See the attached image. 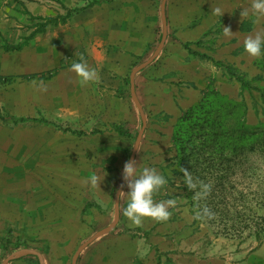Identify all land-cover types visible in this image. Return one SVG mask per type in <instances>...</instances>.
I'll use <instances>...</instances> for the list:
<instances>
[{
  "label": "rangeland",
  "instance_id": "obj_1",
  "mask_svg": "<svg viewBox=\"0 0 264 264\" xmlns=\"http://www.w3.org/2000/svg\"><path fill=\"white\" fill-rule=\"evenodd\" d=\"M89 1L0 0V110L17 118L41 115L62 129L0 121V264L23 249L40 253L45 264H72L81 245L114 223L123 167L143 127L129 79L160 45L163 0H118L61 24L68 10L82 8ZM179 7L178 0H168L170 13ZM121 10L127 17L119 15ZM123 18L133 21L132 26L122 25ZM47 19H56L57 24L37 33ZM156 20V39L143 47L142 39L133 34L138 31L146 43L152 42ZM142 21L148 23L139 26ZM170 33L168 28V37ZM32 35L22 51L5 50ZM202 43H197L198 48ZM217 45L216 41L212 46ZM163 54L184 64L182 46L164 47L154 62L137 74L136 95L147 125L135 161L138 171L154 168L167 180L154 193V202L172 199L176 203L168 209L166 221L145 217L136 225L123 215L128 196L122 194L119 224L87 247L77 264H132L128 262L134 253L130 239L137 240L135 250L148 251L158 264H183L180 257L204 264H251L249 259L252 264H264V81L255 82L257 77L264 78L260 68L263 56L255 59L252 67L239 68L224 60L218 61L222 64L218 67L211 62L221 75L211 79L206 94L218 93L224 105L245 106L250 142L243 152L231 154L224 187L217 177L202 178L200 183L210 184L215 191L214 204L207 206L206 199L195 197L200 184L196 188L186 184L177 168L176 152L169 151L178 119L170 122L162 97L169 90L184 88L185 82L177 76L155 78V62ZM73 62L87 63L96 71V79L82 84L71 71ZM237 75L261 90L241 92ZM217 107L220 105L215 104L214 110ZM224 124L238 127L242 124L239 113ZM117 126L125 127L128 134L113 132ZM94 131L104 133L93 135ZM191 177L193 180L196 175ZM127 190L125 186L123 192ZM87 204L95 205L90 214L83 213ZM235 212L241 217L236 219ZM220 213L227 216L222 218ZM36 258L10 264H38Z\"/></svg>",
  "mask_w": 264,
  "mask_h": 264
},
{
  "label": "crops",
  "instance_id": "obj_2",
  "mask_svg": "<svg viewBox=\"0 0 264 264\" xmlns=\"http://www.w3.org/2000/svg\"><path fill=\"white\" fill-rule=\"evenodd\" d=\"M116 1L118 0H114L112 3ZM178 2L180 7L175 13H170L167 1V23L169 31L172 33H170L171 36L168 37L165 43V48H173L175 45L183 47V44H189L193 53L196 52L200 56H206L217 62L224 60L236 64L239 68H241L242 65L251 66L254 64V60L258 57H252L245 52L244 41L248 37L254 38L257 34L264 36V16L258 17L252 14V0H178ZM216 8H220L224 15H214L213 12ZM242 10H248L249 16L242 18L240 15ZM119 15H125L127 17V13L122 10ZM171 16L175 18H171ZM144 22L145 21H142L138 25L145 26V23H148ZM156 22L157 20L152 23L154 26V39L152 42L148 41L146 43V41H144L145 37L138 31V34H133L137 40L142 39L143 47H149L156 39ZM121 23L122 25L131 27L133 21L130 19L127 21L126 18H123ZM135 23L137 22L135 21ZM224 27H229L233 34L231 36H225ZM212 31L217 32V34H214L215 36L212 35ZM170 40L173 41L170 43ZM201 41L203 43L201 47L198 48L197 43ZM216 41L219 45L212 46ZM210 46H212V48H209ZM195 47H197V49H195ZM222 50H226L227 54L223 53ZM162 57H164V54L155 62L156 67H158L155 78L165 80L168 77L177 76L181 77L185 82L184 88L180 90H169V92H166L167 94L162 97L165 114L169 116L170 122H173L181 116L182 112L190 110L200 102L203 92L209 86L211 79H215L217 74L221 75V72L217 67L211 64L212 60L195 57L186 49L183 57L185 59L183 65H180L181 62H179L176 57L167 56V59L164 57V61L161 60ZM159 61H162L163 64L159 65L157 63ZM206 61L208 62L206 63ZM136 241L137 240L130 239L129 244L133 247L131 252L133 251L134 253L132 259L128 262L132 264H137V261L141 262V264H158L156 263L157 258L155 260V257L148 254V251L143 252V250L134 249V246L138 245ZM179 259L184 261L183 264H204L192 262L183 257ZM248 262L251 264L253 263L252 259H249Z\"/></svg>",
  "mask_w": 264,
  "mask_h": 264
},
{
  "label": "trees",
  "instance_id": "obj_3",
  "mask_svg": "<svg viewBox=\"0 0 264 264\" xmlns=\"http://www.w3.org/2000/svg\"><path fill=\"white\" fill-rule=\"evenodd\" d=\"M114 0H91L88 4L82 8L68 10L66 16L61 18V24H66L67 21L71 20L74 16L79 15L85 10L92 9L96 6H102L104 4H110ZM50 24H57L56 19H47L46 23L39 26L37 33L45 32L46 27ZM36 33V34H37ZM35 35L30 36L23 43L18 45H8L5 47L7 52H20L24 47L28 46L30 40L34 38ZM162 34L159 38V43L161 42ZM184 49L189 51V53L195 57H200L202 59H207L206 56H200L197 53H193L190 49L189 44H183ZM263 61L260 68L264 71V54H262ZM208 60H212L208 58ZM212 62L221 67L220 62L212 60ZM260 65V64H259ZM228 69V68H227ZM237 82L241 85V92L261 90L258 87L252 85L250 81H247L237 75ZM263 82V77H257L255 82ZM130 83V79H129ZM130 85V84H129ZM206 90H209V86ZM206 90L203 92L202 99L200 102L188 111L182 112L181 116L178 118L172 135V146L169 151L176 152L177 168L181 171V176L185 178L184 171L190 175H196L193 182L195 184H200L202 178L205 177H217L221 187L225 185V178L230 172V165L232 160L230 159L231 154L243 152L244 148L249 144L250 136H247V125L245 123L246 109L243 104L238 103H228L224 105L222 101L224 98L216 92H211L206 94ZM215 98L218 100L214 103ZM216 106L219 104L220 108ZM239 113V119L242 120V124L238 127H227L224 124V120L233 117L235 113ZM0 121H10L13 126L22 125H44L52 126L57 130H62L57 124L48 121L43 116L39 115L37 117H27V118H17L14 116H5L0 110ZM116 134L123 136L128 134V130L125 127L117 126L112 129ZM64 133H69L72 135H77L79 137L84 136L83 133H76L70 130H63ZM102 131H94L92 134H103ZM254 144V143H252ZM251 144V145H252ZM215 191L211 190L210 194L206 198L207 206L213 205V197ZM95 205L87 204L83 210L84 214H90L91 209ZM217 207V205L215 206ZM223 218L227 216L226 213H220ZM236 219L240 218L241 215L235 212ZM7 251V247H5ZM36 258V257H35ZM39 263L38 258H36Z\"/></svg>",
  "mask_w": 264,
  "mask_h": 264
},
{
  "label": "clouds",
  "instance_id": "obj_4",
  "mask_svg": "<svg viewBox=\"0 0 264 264\" xmlns=\"http://www.w3.org/2000/svg\"><path fill=\"white\" fill-rule=\"evenodd\" d=\"M252 14L256 16H264V0H252ZM214 15H224L220 8H216ZM241 17L249 16L248 10L240 12ZM233 33L229 27H224V35L231 36ZM244 49L247 54L252 57H259L264 54V36L257 34L254 38L248 37L244 41ZM71 71L75 72L80 78L82 84L94 81L97 73L94 69H90L85 62H73ZM186 184L190 188H196L191 175L184 171ZM122 180L127 187V206L123 209V215L129 218L134 224L140 225L142 218L149 217L156 221H166L169 216V208L175 205V200L169 199L159 203L154 202L153 195L166 185L167 180L154 168L144 167L142 171H138V164L135 160L125 162L122 172ZM96 178L92 179V184H96ZM211 192V185L203 182L199 185V191L195 193L197 199H206ZM204 213L209 214V210L204 208ZM199 216V213H197Z\"/></svg>",
  "mask_w": 264,
  "mask_h": 264
},
{
  "label": "water",
  "instance_id": "obj_5",
  "mask_svg": "<svg viewBox=\"0 0 264 264\" xmlns=\"http://www.w3.org/2000/svg\"><path fill=\"white\" fill-rule=\"evenodd\" d=\"M167 1L168 0H163L162 3V7H161V14H162V24H163V33H162V39L160 42V45L157 49V51L155 52V54L153 55V57L146 63L140 65L139 67H137L131 74V78H130V86H131V95L135 101L136 107L139 110V113L141 115L142 118V122H143V127L138 135L135 147L133 149L132 155L130 157V160H135L136 159V153L138 150V147L141 143V140L143 138L145 129H146V116L144 114L143 111V107L141 105V103L139 102L137 95H136V76L139 72H141L142 70H144L145 68H147L151 63L154 62V60L158 57L159 53L161 52V50L164 48L167 37H168V23H167V15H166V10H167ZM125 184L124 182L122 183L120 189L117 192L116 195V200H115V220L114 223L112 225H110L109 227L103 229L102 231H99L98 233H96L89 241H87L86 243H84L83 245H81L78 249V251L76 252V255L73 259V263L72 264H77L78 260L80 258L81 253L87 248L89 247L92 243H94L96 240H98L99 238L110 234L119 224L120 221V201H121V192H123L124 188H125ZM25 257H37L39 260L40 264H45L44 261V257L33 250H29V249H23L20 250L16 253H14L13 255H11L10 257H8L3 264H10L14 261L23 259Z\"/></svg>",
  "mask_w": 264,
  "mask_h": 264
}]
</instances>
